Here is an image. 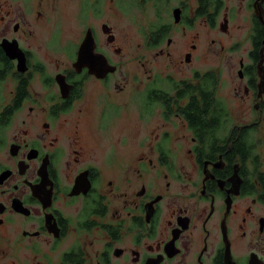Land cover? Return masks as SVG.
I'll return each instance as SVG.
<instances>
[{
  "label": "flooded vegetation",
  "instance_id": "af4514ba",
  "mask_svg": "<svg viewBox=\"0 0 264 264\" xmlns=\"http://www.w3.org/2000/svg\"><path fill=\"white\" fill-rule=\"evenodd\" d=\"M101 1L81 0L86 32L60 61L36 44L21 4L0 0V264H264V0H216L209 19L207 0H128L152 20L142 40L123 43L111 26L90 25ZM48 9L36 5L38 23ZM242 10L252 14L244 33ZM205 24L221 49L234 41L236 56L244 36L251 49L229 66L230 83L214 71L219 103L194 131L192 94L205 102L210 71L195 64L206 45L193 33ZM90 31L100 59L79 69ZM133 44L131 84L120 58ZM90 87L97 100L86 109ZM119 115L127 129L116 139Z\"/></svg>",
  "mask_w": 264,
  "mask_h": 264
},
{
  "label": "rangeland",
  "instance_id": "374dc122",
  "mask_svg": "<svg viewBox=\"0 0 264 264\" xmlns=\"http://www.w3.org/2000/svg\"><path fill=\"white\" fill-rule=\"evenodd\" d=\"M96 1L97 0H90V5ZM11 2L20 3L25 9L26 20L28 23H30L31 28L34 30V34L38 40L36 44L40 45V49L47 51L49 56L53 57V59L57 58L60 61H65L66 58L73 56V52L69 50L68 47H74L72 44H74L73 42L75 37L77 35H81L82 33L85 34L87 29V26H85L86 22L84 21V17L82 14H77V8L81 3V0H11ZM39 2H42L44 6L46 5V7L49 8L47 10L46 20L40 23L37 22L38 17L35 12V7ZM117 2H119V0H115L114 2L113 0H104L102 8L99 7V10L96 12L97 15H90V25L96 28L99 27V30L103 24L111 26L114 34L122 39V43L123 38H128L129 40L131 38L141 39L142 34H145V28H142V26L145 27L146 19L149 20L151 18H146L144 15L138 12L135 6L131 7V3L128 0H125L121 5L122 9H124L123 11L125 12L121 11L120 5ZM239 15H241L240 21L236 22L235 24L240 28V31L243 29L244 33V27L246 28V31L252 27V14L250 11L245 12L242 10ZM261 16L262 13H260V17ZM241 23L243 25H241ZM197 32L205 35L204 43L206 45V54L204 53V58L198 56L197 59H195L197 68L202 69L204 67L206 71L218 70L220 71V74L225 77L224 81L226 83H230V75L226 73L230 70L229 66L231 65V67H237L238 60L243 56V53H247L251 49V45L249 44L247 36H244V38L242 37L243 41L238 47L240 52L234 56V53H229L231 50L228 49V46H231L234 41L223 42V45L227 47L221 49V44L219 41L212 43L213 39L217 40L216 32L208 25H199L196 29V32L193 34ZM180 33H182V30ZM178 36L173 37L178 41ZM238 36L241 37V33ZM100 37L102 43V35ZM103 39L104 42L102 44L107 47L105 43V35ZM102 44L101 48L104 50ZM123 51L124 56L120 59L124 64L123 71L126 73V82H131V84H134L133 77L135 75H139L140 73L137 69L139 58H135L136 48L133 44L131 48L124 47ZM148 54L149 53H147V55ZM159 60L167 61L168 58L159 57ZM135 66L137 70L135 69ZM191 74L192 72L190 71L188 76ZM178 77L179 76L176 78ZM113 91L115 92V96L118 98H123L126 96L125 93L122 94V92H120V88L116 89V91ZM126 92H128V90H126ZM96 100L97 90L92 91L90 87V92L87 91V96L85 97L84 101V104H86V109H88L90 102L95 103ZM131 109H133V106ZM122 118L124 117L121 115L114 118V123L118 122L119 120L120 121L118 122L119 126L113 129L111 137L114 136L117 139V136L121 135L127 129ZM130 119L131 118L126 119V122H128ZM89 121L87 126L90 127V131H92L94 128L92 127V122L89 123ZM90 137L91 139L95 140L97 136L96 134L91 133ZM103 137V135L98 136L100 140H103ZM111 142H114V140H111ZM95 145H97V143H95ZM90 158L92 160L101 161L104 163L108 161L107 154H103L102 151H94L93 156Z\"/></svg>",
  "mask_w": 264,
  "mask_h": 264
},
{
  "label": "trees",
  "instance_id": "16d2710c",
  "mask_svg": "<svg viewBox=\"0 0 264 264\" xmlns=\"http://www.w3.org/2000/svg\"><path fill=\"white\" fill-rule=\"evenodd\" d=\"M216 0H213L212 2H209L207 0V7H206V16L209 17L213 14L214 10L210 9V6L214 3L215 4ZM211 6V7H212ZM209 22H211L209 20ZM262 31V35H264V29H262V26H259V33ZM261 36V35H260ZM259 51V47H257V52ZM204 83H207L205 92V102L202 103L200 99V96H195L192 94V100H191V105L189 107V113L192 114V120L189 121L191 128L195 131H199V126L201 121H199V117L201 114H209L211 111L210 109L214 107V104H216V107L218 106V101L216 100V103L214 101V88L217 84V78L216 74L214 71L207 72L204 75ZM210 123V122H209Z\"/></svg>",
  "mask_w": 264,
  "mask_h": 264
},
{
  "label": "water",
  "instance_id": "95a60500",
  "mask_svg": "<svg viewBox=\"0 0 264 264\" xmlns=\"http://www.w3.org/2000/svg\"><path fill=\"white\" fill-rule=\"evenodd\" d=\"M263 18L264 17L262 16L261 17L262 21H263ZM89 35H90V38H89ZM89 43H90V50L88 49ZM92 43H93V40L91 38V31H90V32H88V35L84 39V41H83V43H82V45H81V47L79 49V52H78V63H76V66L79 69H81L82 67H85V66L89 67V65L87 63H88V61H90V58H91L92 55H94L95 58L98 57L97 55L92 53V49H93V46H91ZM3 47H4V44H3ZM5 48L7 49V50L5 49V51H6L8 56H10L11 58H17L20 61V65L19 66H25V60H24V58L22 56L21 50L14 49L12 46H8V47H5ZM97 59H100V58H97ZM106 65H107V62L105 60L102 61V65H101L102 69Z\"/></svg>",
  "mask_w": 264,
  "mask_h": 264
},
{
  "label": "bare ground",
  "instance_id": "6f19581e",
  "mask_svg": "<svg viewBox=\"0 0 264 264\" xmlns=\"http://www.w3.org/2000/svg\"><path fill=\"white\" fill-rule=\"evenodd\" d=\"M89 66H90V64L89 63H87ZM99 65L101 66L102 65V63L101 62H99Z\"/></svg>",
  "mask_w": 264,
  "mask_h": 264
}]
</instances>
